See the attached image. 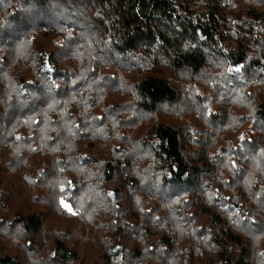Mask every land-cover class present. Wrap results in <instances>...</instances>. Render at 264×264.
Here are the masks:
<instances>
[{"label": "trees", "instance_id": "16d2710c", "mask_svg": "<svg viewBox=\"0 0 264 264\" xmlns=\"http://www.w3.org/2000/svg\"><path fill=\"white\" fill-rule=\"evenodd\" d=\"M71 21L93 28L81 31L83 40L73 44L72 54L81 56L69 65L73 68L58 65L61 54L69 56L65 48L30 52L27 45L38 26L51 29L53 38L63 30L67 39L73 35L66 25ZM0 57V264H60L75 260V254L78 264H137L140 254L148 252L157 256V264H170L159 249L150 248L154 240L144 237L155 223L164 231L156 246L170 248L176 242L174 226L182 217L163 203L136 212L133 248L127 241L119 242L121 249L107 247L110 233L102 235L109 223L103 221L97 176L114 182L127 168L121 161L136 156L134 149L152 162L142 157L147 174L130 191L131 200L125 197L126 210L138 208L132 196L145 189L162 192V201L188 195L181 204L200 211L202 181L216 173L218 157L224 160L234 152L246 160L243 149L264 165V151L258 150L264 146V0H0ZM71 76L76 78L73 92L71 81L65 80ZM217 98H224L222 110L207 111ZM237 101L242 114L235 120L231 109ZM176 108L200 111L213 129L236 131V124L249 125L253 133L238 147L229 144V149L209 155L204 141L191 147L193 127L175 118ZM168 111L175 119H160ZM143 122L147 126L134 137L131 129ZM111 124L120 129L116 142L108 134ZM128 125L132 127L124 129ZM18 130L24 134L20 140ZM224 165L235 172L230 161ZM243 181L247 201L253 203L247 216L229 218L223 206L232 200L222 206L212 198L218 208L205 211L210 222L202 225L206 244H182V260L196 256L189 264H263L244 231L264 234V220L256 219H264V190L253 174ZM61 182L76 186L67 201L78 214L59 205ZM232 182L224 178V183ZM20 195L34 207L17 209L14 199ZM161 206L166 217L153 214ZM163 218L170 224L164 225ZM144 239L148 245H138ZM176 255L171 257L178 259Z\"/></svg>", "mask_w": 264, "mask_h": 264}, {"label": "rangeland", "instance_id": "374dc122", "mask_svg": "<svg viewBox=\"0 0 264 264\" xmlns=\"http://www.w3.org/2000/svg\"><path fill=\"white\" fill-rule=\"evenodd\" d=\"M4 3V2H3ZM67 28H68V32L72 33L73 35L70 38L66 39V36L63 37V35H61L63 32V30L60 31L61 34L56 35L53 38V33H51V29H46L44 27H37L35 30H38L36 34V38H34V40H32V37L30 38V41L28 42V48L30 49V52H34L38 49H43L44 51H49L52 50L53 46H56L57 48H65L67 49V51L63 52L69 56H66L64 54L60 55V59L58 62L59 67H62L64 70L67 69H71L73 67L69 66L70 64L74 63L76 64L79 59H80V53L78 52V54L74 55L72 54L73 50H74V43L75 42H79L80 39L83 40V38H81V31H90L91 27L87 26L83 24V28H80L76 23H73L72 21L70 23H66ZM20 32H22V28H20L19 30ZM44 35V36H43ZM84 40H86V38H84ZM36 41V42H34ZM40 42H42V47L41 46H37L40 45ZM66 43L68 44V47L66 45ZM80 51V50H79ZM0 59H2L0 57ZM85 73H87L85 71ZM84 73H82V76ZM75 76H71L68 77L65 80L71 81L69 84V89L70 86L72 85V87L75 86ZM40 81V80H39ZM65 82H63L64 84ZM226 83H231V81H227ZM41 84V81H40ZM62 88H64V86H62ZM66 88V87H65ZM111 88V87H109ZM197 90L199 91H207L208 90L201 85H196ZM196 88H194L196 90ZM66 91H68L67 89H65ZM87 91H90V88L86 89ZM107 92L112 91L111 89H107ZM70 92H73V90L71 89ZM92 95L94 93H96L94 91V89H91ZM189 93V92H188ZM214 93L211 92L209 94V96H212ZM91 95V94H90ZM99 101V103H102V98L100 97V94L96 93L95 95ZM224 99V98H223ZM223 99H215L214 101H211L208 106H206V110L209 111V109L211 108L212 110H217L220 109L222 110V105H223ZM107 102H109L107 100ZM238 102H235V105H232V109L231 111H233L235 114L231 116L233 117V119L237 120V114H242L240 109L237 108L238 106ZM253 104H255L253 102ZM105 110V109H104ZM179 110H181L180 108H176L173 112L176 113V119L179 120H183L186 121L188 120L189 122H191V127H193V129L190 130V133L195 137L194 141H192V148L196 147V141H204V143H206V145L208 146L209 150V155L211 152V155L213 154H217V153H221L223 152L225 149H229L230 146L232 147H238L239 146V142L246 136L248 135H252L253 133V129L248 125V126H244V125H238L240 128H237L236 131L235 130H229L228 127L223 126V129L220 127H216V129H213L209 122H207V120L205 118H201V112L196 110V109H190L187 108V110L185 111L184 108L181 110L182 112H179ZM108 111V110H107ZM172 112V113H173ZM251 112V111H250ZM247 115V114H246ZM160 119L162 120H172L175 119L174 115L171 114L169 111L167 112V114L163 113L162 115H160ZM148 123V122H147ZM146 122H143L142 124L139 123L138 127L131 129V131L134 134V137H139L142 133L140 130H142L143 128H145L147 126ZM111 130H109L110 136L112 137L110 140H114L116 142V139H119L118 136V132L120 129L116 128V126L114 124L110 125ZM132 126H127L124 129H128L131 128ZM141 127V128H140ZM204 130V131H203ZM209 132V133H207ZM237 133V134H236ZM23 132H20L19 130L16 132V138L18 140H20V138L22 137ZM255 134V133H254ZM24 135V134H23ZM261 140H264V135H262ZM34 139V138H33ZM248 140L249 137H248ZM92 141V140H90ZM243 141V140H242ZM242 141L240 143H242ZM19 142V141H18ZM224 143H226L227 145H225ZM89 144H91V142H89ZM230 144V146H229ZM33 149H35L36 145L33 143L32 144ZM119 147V146H118ZM127 148V147H126ZM261 149V151H264V146L260 145V148H258V150ZM136 153V156L130 158V162H126L121 161V165H126V170L122 171L121 175L116 178L111 182H107L106 179H103V177L97 176L98 180L101 183L98 186V194H100V196H102V199L99 200L101 201L100 203H102V208L104 209L103 211V221L104 219L107 221V223H109V228H107V231L102 229V235L106 236L109 235L111 236L110 240L107 243V247L110 248H120L121 249V244L119 242H124L127 241V246L128 248H133V246L136 244L135 242L136 237H134V239L132 240V235H131V225H133V217L134 215H136L137 213H141L142 209L145 208V210L149 211L152 210V208L156 205H158L159 203H163L165 206H168L167 208L169 209H174L176 212H178V215H180L182 217V220L180 223L177 224V226L175 228V231H177V240L176 242L173 243V245L170 248H166L164 246H156L157 241L155 239H158L159 236L164 233V231L160 228V226H158L157 224L155 225V223L151 226V228L149 230H147L146 232V236L144 237H149L150 239L154 240L153 243L150 245L151 247H156V249H159L160 252V256L161 258L167 261V263L169 261L170 264H173V261L175 260L176 262L179 263H186L189 264L191 262L192 258H196V256H191L189 258V262L184 261L181 259V257L185 256V249L183 248L182 244L184 243H191V245L193 244L194 246L196 245H203L205 246V242L203 241L204 237H208L206 234L208 233H204L202 231L203 226L202 225H207L209 222V219H207V216H205V211H215V208H218L216 206H213L211 204L212 198L214 200H216V202H218V205L221 204L222 206L225 204L226 200H232V202H229L233 208L235 210H232L229 206L230 204H226L223 206L224 209H226L229 213H231V215L229 216V218H236L235 214L240 218H245V215L247 216V211H249L250 209H252V204L250 203V201H247V196L248 194H246L244 192V190L242 189V183L243 185L246 186V184L244 183L245 181H243V179H246L247 176H249L250 174H253L255 176V179H258L257 184H259L260 187H262L261 190H264V184L260 183V179L264 178V165H260L256 160H253V158L251 159L250 155H252L251 153L249 154L247 151L241 149V152L243 153L244 158L246 157V160L243 159L240 156V153H234V152H230L229 155H225V159L221 160L220 157L219 158V162L217 161L218 164V169L216 171V173H214L213 171H211L209 174L210 176L206 179H204L202 181V191H203V195H204V201L200 202V204L202 205L200 211L193 208V206H189V207H185L183 204H181V200L184 198L189 197L188 195H183L182 198L180 199H176L174 201H172V199L169 198H163V201L160 199L161 196H163L162 192H158V194L152 192L150 194V191L145 190V189H140L138 191L137 196H132V202L134 203V205L138 208H135L134 210L130 209V210H126V202H125V197L127 196L128 199L131 200L130 198V191L133 190L135 187L138 188V184L140 183V179L142 180V178L144 177L145 174H147L145 171L147 170L146 168V161H144L143 158H148V162L151 163L152 162V158L151 157H143V155L139 154V152L134 149ZM236 152V151H235ZM260 152V151H259ZM226 154V153H224ZM143 157V158H142ZM263 156H261L260 158H262ZM257 159H259L257 157ZM261 162L264 164V159L262 161V159H260ZM225 161L228 162L230 161V165L232 168H234V171H230L228 168L226 167ZM235 162V163H234ZM261 166V167H258ZM150 166V165H149ZM222 168L223 172L219 170V168ZM57 174L59 175L60 178L63 177V173L58 170ZM222 174L223 177L220 175ZM97 177H95V179H97ZM224 178H228L231 181L233 180L234 182H232V184L229 183H224ZM250 180V179H249ZM264 182V179H263ZM255 183V182H254ZM142 185V184H140ZM235 186V189L240 192L239 194H237V192L233 191V187L230 188L231 186ZM116 188V189H115ZM152 189L156 190L157 187L153 186L151 187ZM59 191L61 193V196L59 198V205L61 206V208L64 211H68L72 214H78L79 213V209L75 208V207H71L67 201V197L72 193V192H77V188L74 184H70V185H65L64 182H61L59 184ZM125 193L126 195L122 194ZM192 197V196H191ZM167 200V201H166ZM187 200V199H184ZM61 201L64 202V204H67L70 208L71 211H69L67 208H65L63 206V204L61 203ZM224 201V202H222ZM227 203V202H226ZM256 203V202H255ZM26 205V206H30L28 204V200L26 197H22L21 195L19 197H15L14 199V205L15 207L19 208V206L22 205ZM235 206H234V205ZM197 206V205H196ZM30 207H34V206H30ZM17 208V209H18ZM260 207L258 208V212H260ZM246 210V211H245ZM264 213V212H263ZM153 214H161L163 215V217L166 214L165 208L163 206H161L159 208V210H157V212L153 213ZM167 215H169V213L167 212ZM261 215V212H260ZM224 216V215H223ZM225 217V216H224ZM256 219L258 221H260L262 223V221L264 219H261L260 216L256 217ZM58 223L59 221H62V219H57ZM225 220V219H224ZM163 224H170V221H168V219L163 218ZM250 224V223H249ZM244 226V225H243ZM250 225H248L249 227ZM206 230H208L206 228ZM245 239L246 242L248 243L249 241L253 242L255 244V250H256V257L259 260V262L261 263V261L264 264V234L262 233H254L251 231H247L245 230ZM124 235V237H122ZM158 237V238H157ZM211 238V236H209ZM249 238V239H248ZM135 241V242H134ZM191 241V242H190ZM138 245H141L142 247H146L148 245L146 239H144L141 243H139ZM120 246V247H119ZM166 246H168V244H166ZM127 248V249H128ZM169 250V251H165V250ZM119 251V250H118ZM176 252V253H174ZM171 254H178L176 256H178V259H173L171 257ZM194 254V253H193ZM197 255V254H196ZM48 256H51L50 253H48ZM75 256L77 257L75 260H71L68 259V261L65 259L64 262L60 263V264H78L79 262V257L77 254H75ZM157 256L154 253H144V254H140V257L137 261V264H157Z\"/></svg>", "mask_w": 264, "mask_h": 264}, {"label": "snow or ice", "instance_id": "6c2138e0", "mask_svg": "<svg viewBox=\"0 0 264 264\" xmlns=\"http://www.w3.org/2000/svg\"><path fill=\"white\" fill-rule=\"evenodd\" d=\"M61 203L63 204V206H64L65 208H67L69 211H71V208H70L67 204H64L63 201H61Z\"/></svg>", "mask_w": 264, "mask_h": 264}]
</instances>
